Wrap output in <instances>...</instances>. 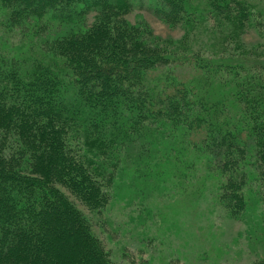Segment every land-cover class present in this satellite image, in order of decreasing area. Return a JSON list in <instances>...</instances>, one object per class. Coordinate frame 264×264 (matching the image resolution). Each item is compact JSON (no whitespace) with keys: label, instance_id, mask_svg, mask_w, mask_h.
I'll list each match as a JSON object with an SVG mask.
<instances>
[{"label":"trees","instance_id":"trees-1","mask_svg":"<svg viewBox=\"0 0 264 264\" xmlns=\"http://www.w3.org/2000/svg\"><path fill=\"white\" fill-rule=\"evenodd\" d=\"M150 1L181 45L130 22L134 0H0V264H112L76 200L104 209L129 160L264 209V57L239 40L261 12ZM205 28L210 54L190 51Z\"/></svg>","mask_w":264,"mask_h":264},{"label":"rangeland","instance_id":"rangeland-1","mask_svg":"<svg viewBox=\"0 0 264 264\" xmlns=\"http://www.w3.org/2000/svg\"><path fill=\"white\" fill-rule=\"evenodd\" d=\"M251 1L261 12L254 19L263 25L250 28L239 40L260 49L258 52L264 57V0ZM134 2L133 10L127 15L130 22L145 23L154 36L170 38L181 45L184 29L171 27L158 18L150 0ZM209 33L206 28L199 34L190 33L186 46L190 51L210 54L205 49L213 36ZM19 42V38L12 37L15 49ZM192 71L188 68L184 72ZM129 153L125 156L133 160L135 153L132 150ZM145 164L130 160L122 164L111 200L100 212L90 211L76 200L112 264H257L264 261V209L254 189L247 191L246 209L233 215L218 199L212 178L182 179L177 173L167 177L159 171L160 164L149 168ZM186 165L187 170H192ZM198 165L202 173V165Z\"/></svg>","mask_w":264,"mask_h":264}]
</instances>
